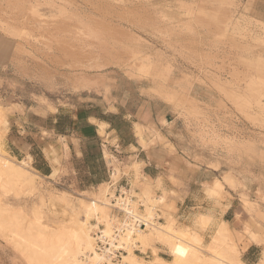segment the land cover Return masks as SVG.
I'll list each match as a JSON object with an SVG mask.
<instances>
[{"label": "rangeland", "instance_id": "1", "mask_svg": "<svg viewBox=\"0 0 264 264\" xmlns=\"http://www.w3.org/2000/svg\"><path fill=\"white\" fill-rule=\"evenodd\" d=\"M118 74L141 81L149 95L169 103L176 114L175 141L217 178L208 194L225 205L237 199L230 239L216 242L221 217L203 220L204 212L186 203L177 207L166 194L131 191L145 204L147 217L152 208L180 238L171 241L187 246L192 236L199 238L200 259L183 264H214L218 255L231 264L242 261L240 229L249 242V234H257L263 254L264 0H0V152L16 164L28 161L13 159L7 150L9 133L18 127L9 129L25 109L101 115L102 101L113 107L117 98ZM32 178L27 185L0 180V264L32 263L26 238H38L34 231L41 221L49 231L42 237L69 239L85 222L90 232L95 219L110 229L114 192L108 186L86 194L74 183L51 182L38 173ZM95 200L105 205L89 215ZM18 233L27 235L26 245ZM136 245L140 261L159 256L176 264L169 243L156 235ZM233 245L238 257L229 250ZM48 257L41 254L32 264H54Z\"/></svg>", "mask_w": 264, "mask_h": 264}, {"label": "crops", "instance_id": "2", "mask_svg": "<svg viewBox=\"0 0 264 264\" xmlns=\"http://www.w3.org/2000/svg\"><path fill=\"white\" fill-rule=\"evenodd\" d=\"M114 80L117 98L113 107L102 101L105 112L101 115L92 110L37 114L25 109L17 112L20 118L9 130L18 129L10 132L7 140L11 157L17 161L31 158L33 169L41 177L51 182L74 183L82 193H92L106 185L114 193L134 189L136 195L144 191L166 194L177 207L186 203L187 209L211 214L214 220L221 217L230 227L229 218L236 216L237 199L225 205L222 199L208 194L217 178L209 169L192 162L175 141L173 135L178 129L172 123L176 114L169 103L149 95L141 81L125 74H118ZM108 114L116 121L109 119ZM34 116L39 118L38 123ZM66 118L73 126L62 127ZM101 122L105 132L102 134ZM136 125L143 127L145 145L140 141ZM33 139H38V144ZM92 147L96 152L91 151ZM113 175L115 179L120 177L114 181ZM210 208L215 214L212 209L208 211ZM237 231L242 237L239 242L243 248L242 261L256 264L254 260L258 262L263 244L249 242L244 229ZM253 231L260 235L259 231Z\"/></svg>", "mask_w": 264, "mask_h": 264}, {"label": "bare ground", "instance_id": "3", "mask_svg": "<svg viewBox=\"0 0 264 264\" xmlns=\"http://www.w3.org/2000/svg\"><path fill=\"white\" fill-rule=\"evenodd\" d=\"M136 129H138V136L140 138L141 143H144L142 130H140L139 126H137ZM103 130H104V124L101 122V124H100L101 134L105 133ZM30 160H31V158H29L28 161H24L22 164H16L12 160L7 158L2 152H0V180H2V177H3L7 181H10L8 183H11V181H12V183L13 182L22 183V184L25 183V185H27V183L33 184L32 176L33 177L36 176L37 173H35L33 171V169H31ZM114 175H113V177L115 179ZM25 185H23V186H25ZM111 201H112V199H111ZM99 205H105V204L101 203V201L95 200L93 207L89 208L88 214L93 215L94 213L97 212V210L99 211V209H98ZM144 207H145V204H144ZM3 209L4 208H2L1 210H3ZM1 214H0V216H1ZM10 214H11V211H10ZM149 214H151L150 215L151 217H148V218H150L153 221V223H155V219H157V218H155L156 216H155V214H153L152 208H149ZM201 218L203 220H205V219H211V218H213V216L210 214H205V215H202ZM38 221H39V219H38ZM41 222H39V224L37 223L36 228H35L36 230L34 229L35 230L34 232L38 231L39 236H37V237L38 238L41 237V238H39V240H37L38 238L33 239L34 237L29 236V235L28 236L25 235L28 237V239H27L24 235L19 234V233L17 234L18 237H16V239L17 238L22 239L23 245H26V244H24L25 238H26V240H29V241H27V244H28L26 247L27 250L22 249V251L24 250L27 252L26 255L28 254L27 258H28V260L30 259L29 260L30 262H32V263H33V261L36 262V260L39 259V256H40V259H42L41 254H45L47 257L49 256L47 259H49V260L51 259L50 263L53 262L54 264H115V263L111 262V260L107 259L103 254L99 253L98 250L95 248L94 238H93L91 232H89L87 230V222L83 223L80 226V230L78 232L74 231L73 235H71V237L69 239L66 238L65 236H61V235L58 236L57 234H55L57 236L54 235L55 237H50V235L53 236V234H54L51 231H50V233H52V234L49 233L50 234L49 237H46V236L42 237L41 233H43V235H48L47 233L49 231H47V233H46V230H45L46 227H44L45 225L41 224ZM1 224L2 223H1V219H0V225ZM17 227H16V230L18 231L20 227L19 226H17ZM31 227H33V226H31ZM31 227L29 228L30 230L32 229ZM88 228H90V227H88ZM169 228H170L169 226H165L161 223H155L152 226V229H149L151 231V233H148L149 232V230H148V232L138 233V235H136V237H132L131 235L123 237L121 242H120V245L118 247L125 248L127 253L124 254V256H123L124 260L122 259L121 263L122 264H170L159 256H156L153 261L143 262V261H140L138 259L137 255H135L134 252H135V249L137 248L136 244L137 243H142L143 245L147 244L149 239H151L152 234L156 235L159 239L166 240L167 243H169V246L172 248V252H173L174 257H175L174 261L176 264H183V263L189 262V261H198L200 259L199 253L203 251L202 247L200 246L199 238L196 236H192L191 239L189 240V242H186L187 246H185L183 244H179L178 242H175L173 240L171 241L169 239V238H176V239L180 240V238H178L176 235H174L173 233L171 234V230ZM107 229L105 232L111 233L109 231L110 229H108V230ZM218 229H219L218 233L215 236L216 242H222L223 240L230 239V228H228L227 222L222 221V223ZM19 231H21V230H19ZM249 235H250L249 239L251 241H253L255 243L259 241L257 234L256 235L249 234ZM13 239H15V238H13ZM20 239H19V241H20ZM23 245L21 244V246H23ZM134 247H136V248H134ZM229 250L232 251V253L236 257H238L239 249L237 248V246H235V245H233L232 247L230 246ZM45 259H43V261ZM223 259H225V258H223ZM214 260L216 261V263L214 262V264H217V262H218V264H231L226 260H222L220 255L214 256L213 260L212 261L210 260V261L213 263ZM210 261H208V262H210ZM236 262H237L236 264H246V263L242 262L241 260L236 261ZM257 264H264V253L262 254L261 258L258 260Z\"/></svg>", "mask_w": 264, "mask_h": 264}, {"label": "built area", "instance_id": "4", "mask_svg": "<svg viewBox=\"0 0 264 264\" xmlns=\"http://www.w3.org/2000/svg\"><path fill=\"white\" fill-rule=\"evenodd\" d=\"M112 199V213L109 220L110 232L107 233L106 226L97 219L92 220L90 232L94 238L95 248L111 262L120 264L125 248L118 247L123 237L131 235L136 237L140 232H148L155 223H162L163 219H155V223L144 214L145 207L142 201L131 195V189H120L114 193ZM138 201L139 205L133 204ZM137 253V250L135 251Z\"/></svg>", "mask_w": 264, "mask_h": 264}, {"label": "trees", "instance_id": "5", "mask_svg": "<svg viewBox=\"0 0 264 264\" xmlns=\"http://www.w3.org/2000/svg\"><path fill=\"white\" fill-rule=\"evenodd\" d=\"M66 120L68 121V126H73V122H71V120L69 119V118H66ZM67 126V127H68ZM62 127L63 128H66L65 126H64V123L62 124ZM92 148H94V147H92ZM256 250H258V249H256ZM255 249H254V251H256ZM257 259L255 258V262H256V264H257V261H256Z\"/></svg>", "mask_w": 264, "mask_h": 264}]
</instances>
